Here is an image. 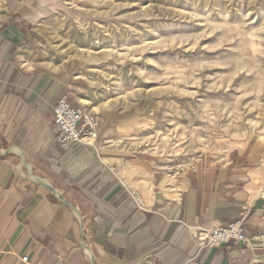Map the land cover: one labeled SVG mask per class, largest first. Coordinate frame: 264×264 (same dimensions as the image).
I'll return each mask as SVG.
<instances>
[{"label":"rangeland","instance_id":"374dc122","mask_svg":"<svg viewBox=\"0 0 264 264\" xmlns=\"http://www.w3.org/2000/svg\"><path fill=\"white\" fill-rule=\"evenodd\" d=\"M13 28L27 68L64 74L175 187L264 148V0H0Z\"/></svg>","mask_w":264,"mask_h":264},{"label":"crops","instance_id":"0c3cea01","mask_svg":"<svg viewBox=\"0 0 264 264\" xmlns=\"http://www.w3.org/2000/svg\"><path fill=\"white\" fill-rule=\"evenodd\" d=\"M20 29L0 37V264H264V247L205 241L234 221L264 236L262 146L175 187L110 146L109 123L94 146L59 144L55 105L80 103L64 74L26 67Z\"/></svg>","mask_w":264,"mask_h":264},{"label":"built area","instance_id":"2783aa9c","mask_svg":"<svg viewBox=\"0 0 264 264\" xmlns=\"http://www.w3.org/2000/svg\"><path fill=\"white\" fill-rule=\"evenodd\" d=\"M54 125L58 128L56 142L62 145L94 146L99 138L100 121L97 116L82 105H74L70 94H63L53 109ZM206 247L219 249L233 243L264 247V236L249 239L245 234L243 221H234L227 226L209 230ZM28 262V258L22 259ZM54 264H64V257L58 255Z\"/></svg>","mask_w":264,"mask_h":264},{"label":"water","instance_id":"95a60500","mask_svg":"<svg viewBox=\"0 0 264 264\" xmlns=\"http://www.w3.org/2000/svg\"><path fill=\"white\" fill-rule=\"evenodd\" d=\"M60 197H61V199H62L63 201H65L64 198H63L62 196H60Z\"/></svg>","mask_w":264,"mask_h":264},{"label":"bare ground","instance_id":"6f19581e","mask_svg":"<svg viewBox=\"0 0 264 264\" xmlns=\"http://www.w3.org/2000/svg\"><path fill=\"white\" fill-rule=\"evenodd\" d=\"M93 110V109H92ZM92 110H91V112H92ZM90 111V110H89ZM93 113V112H92Z\"/></svg>","mask_w":264,"mask_h":264}]
</instances>
